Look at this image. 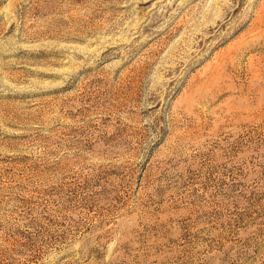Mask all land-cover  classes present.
I'll use <instances>...</instances> for the list:
<instances>
[{
    "label": "rangeland",
    "instance_id": "1",
    "mask_svg": "<svg viewBox=\"0 0 264 264\" xmlns=\"http://www.w3.org/2000/svg\"><path fill=\"white\" fill-rule=\"evenodd\" d=\"M0 264H264V0H0Z\"/></svg>",
    "mask_w": 264,
    "mask_h": 264
}]
</instances>
